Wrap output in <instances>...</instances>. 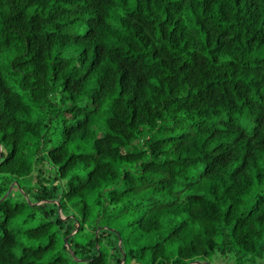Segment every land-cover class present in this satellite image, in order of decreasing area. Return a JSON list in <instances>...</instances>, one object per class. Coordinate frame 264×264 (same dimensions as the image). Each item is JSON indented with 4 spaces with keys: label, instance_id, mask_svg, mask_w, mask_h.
Returning a JSON list of instances; mask_svg holds the SVG:
<instances>
[{
    "label": "trees",
    "instance_id": "16d2710c",
    "mask_svg": "<svg viewBox=\"0 0 264 264\" xmlns=\"http://www.w3.org/2000/svg\"><path fill=\"white\" fill-rule=\"evenodd\" d=\"M0 146V264H264V0H0Z\"/></svg>",
    "mask_w": 264,
    "mask_h": 264
},
{
    "label": "rangeland",
    "instance_id": "374dc122",
    "mask_svg": "<svg viewBox=\"0 0 264 264\" xmlns=\"http://www.w3.org/2000/svg\"><path fill=\"white\" fill-rule=\"evenodd\" d=\"M209 261H210V264H226L223 260H221V258L216 259L215 256L211 257L209 259ZM208 264H209V262H208Z\"/></svg>",
    "mask_w": 264,
    "mask_h": 264
},
{
    "label": "water",
    "instance_id": "95a60500",
    "mask_svg": "<svg viewBox=\"0 0 264 264\" xmlns=\"http://www.w3.org/2000/svg\"><path fill=\"white\" fill-rule=\"evenodd\" d=\"M0 152H1V146H0ZM0 159H1V156H0ZM12 187H13V185H11L10 186V188H9V191L6 193V195L2 198V200L9 194V192L11 191V189H12ZM119 243H120V241H119ZM124 263V255H123V257H122V261H121V264H123ZM190 264H193V263H190ZM194 264H199L198 262H195ZM201 264H208V263H201Z\"/></svg>",
    "mask_w": 264,
    "mask_h": 264
}]
</instances>
